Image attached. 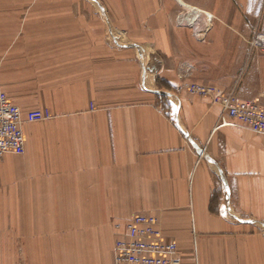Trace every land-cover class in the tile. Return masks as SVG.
<instances>
[{
	"label": "crops",
	"instance_id": "0c3cea01",
	"mask_svg": "<svg viewBox=\"0 0 264 264\" xmlns=\"http://www.w3.org/2000/svg\"><path fill=\"white\" fill-rule=\"evenodd\" d=\"M182 2L205 13L194 26L181 0H30L13 43L51 63L44 85L0 77L24 114L53 117L24 122L25 153L0 159V261L116 264L143 213L181 264H264V131L187 89L264 105V6Z\"/></svg>",
	"mask_w": 264,
	"mask_h": 264
},
{
	"label": "built area",
	"instance_id": "2783aa9c",
	"mask_svg": "<svg viewBox=\"0 0 264 264\" xmlns=\"http://www.w3.org/2000/svg\"><path fill=\"white\" fill-rule=\"evenodd\" d=\"M189 16L191 18L193 14ZM259 38L261 35L257 36L255 43H259ZM187 89L220 103L233 119L254 130L264 131V105L259 101L240 100L235 92H226L213 85L192 83ZM52 117L50 109H33L24 114L4 90L0 77V159L8 153H25L24 122ZM116 228L119 230L120 225ZM115 261L116 264H181L178 244L166 239L159 218L143 213L130 217L119 233L115 243Z\"/></svg>",
	"mask_w": 264,
	"mask_h": 264
},
{
	"label": "rangeland",
	"instance_id": "374dc122",
	"mask_svg": "<svg viewBox=\"0 0 264 264\" xmlns=\"http://www.w3.org/2000/svg\"><path fill=\"white\" fill-rule=\"evenodd\" d=\"M192 1L194 4L203 7L208 4V0ZM29 2L30 0H0V76L3 78L4 82L16 89H28L30 84H35L34 81H41L40 85H44L43 81H45L44 76L47 73L46 69H48L49 64H51L45 62L35 63L29 59L28 45L19 44V41L13 43L15 38L18 39L17 24L19 21L22 22L24 20ZM181 3L185 6L192 7L183 3L182 0ZM261 5L264 6V0H261ZM193 9L196 11V15L197 13L205 15L203 11L196 8ZM211 17L212 15L209 14V21ZM15 21L16 28L14 29L13 22ZM25 96L29 95L27 94ZM69 256L71 257V255ZM7 257L9 261L5 262L4 259L6 260V255L1 254L0 264H14L16 255L9 254ZM27 257L28 255H25L26 261ZM49 263L54 264L52 255L49 258ZM69 264H71V262H69Z\"/></svg>",
	"mask_w": 264,
	"mask_h": 264
},
{
	"label": "bare ground",
	"instance_id": "6f19581e",
	"mask_svg": "<svg viewBox=\"0 0 264 264\" xmlns=\"http://www.w3.org/2000/svg\"><path fill=\"white\" fill-rule=\"evenodd\" d=\"M194 10V9H193ZM195 11V10H194ZM189 15V14H188ZM203 14L202 13H197L196 15V11L195 13H193V17L190 18V16L188 18L185 19V22H190L188 24L194 25L197 23V21L200 19V17H202ZM190 18V19H189ZM209 19V18H208ZM209 21V20H208Z\"/></svg>",
	"mask_w": 264,
	"mask_h": 264
}]
</instances>
